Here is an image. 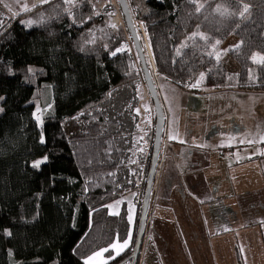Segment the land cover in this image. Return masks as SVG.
<instances>
[{"label": "trees", "instance_id": "trees-1", "mask_svg": "<svg viewBox=\"0 0 264 264\" xmlns=\"http://www.w3.org/2000/svg\"><path fill=\"white\" fill-rule=\"evenodd\" d=\"M34 1L23 13L16 0L0 2V264H83L131 235L119 256L105 253L107 264H122L135 249L156 133L139 57L116 0L99 8L76 0L71 14L64 0ZM142 1L127 3L157 88L264 93V0H197L199 12L188 0ZM226 55L236 69L220 61ZM132 193L131 231L125 209L113 215L108 206Z\"/></svg>", "mask_w": 264, "mask_h": 264}, {"label": "crops", "instance_id": "crops-1", "mask_svg": "<svg viewBox=\"0 0 264 264\" xmlns=\"http://www.w3.org/2000/svg\"><path fill=\"white\" fill-rule=\"evenodd\" d=\"M165 88L164 136L147 225V235H160L163 247L155 239L150 263L162 260L165 248L174 258L186 251L190 264L259 262L264 93Z\"/></svg>", "mask_w": 264, "mask_h": 264}, {"label": "rangeland", "instance_id": "rangeland-1", "mask_svg": "<svg viewBox=\"0 0 264 264\" xmlns=\"http://www.w3.org/2000/svg\"><path fill=\"white\" fill-rule=\"evenodd\" d=\"M16 1L18 3L17 5H18V8L20 10L19 11L20 13L26 12L24 10V6L25 5H27L28 8L32 9L34 7L33 5L36 4V2L34 0H16ZM135 1H137L138 4H141L143 2L142 0H135ZM92 3L97 8H99L100 6L103 7V5L110 4L109 3V0H94ZM62 4L63 5H62L61 8H62L63 12H68V13L69 12H72V10L78 5V3L76 2V0H73V3H71V4H68V3H65V2H63ZM51 15H52V13L51 12H48L47 13V16H43V18L42 17H40V18L37 17V19L36 18L35 19H36V21H40V20H44L47 17L50 18ZM31 21H33V20H31ZM112 24H113V22L110 19L108 21V25H109L110 29L111 30L114 29L117 32H120L119 31L120 29L119 28H116L117 26L112 27L111 26ZM135 25L137 27H139V23L136 22ZM112 32H113V30H112ZM138 34H139V30H138ZM140 38H141V36H140ZM91 42L92 43H96V39H94V41L91 40ZM128 49H130V46L128 44H126L123 47V50H128ZM144 51H145V54H146V56L148 58V53H147V50L145 49V47H144ZM218 58L220 59L221 57L218 56ZM220 61H222L224 64H226V66L228 68H232V67H234V69L237 68L236 65L233 63V61L231 60V58L228 55H226L224 58L220 59ZM148 62H149V60H148ZM202 74H203V79L202 80L200 79V77H201V75H200V77L198 79V82H197V84L199 86H202L204 84V82H205L206 75H205V73H202ZM157 82L159 83V81H157ZM165 87H167V84H165L164 82L159 83V87L158 88H160V92L161 91H165V92H163V94H164V100H165V98L168 95L167 94V90H166ZM170 97H171V95L169 94V98ZM188 97H191V96H188ZM162 104H164L163 101H162ZM42 116H43V109L40 107V105L37 104L36 107H35V110H34V118H35L38 126H41ZM37 117H39V119H37ZM138 201H139L138 195L132 193V194H128V195L124 196L123 198L117 200L116 202H114L112 204V207H109L110 213L113 214V215L119 214L120 211L122 210V208L125 209V212L127 214L128 221H129V217H131V223H130V229H131V231L133 230V226H134V223H135V218H136L137 208H138ZM147 230H148V228L146 227V233H147ZM127 240H128V245L126 247H128L130 245L131 235L129 236V238ZM243 241L244 240H242V242ZM152 244L155 245V241L152 238V236L150 234H148L147 237H146V239H145V244L143 245V251H141L140 256H139V258H140V264H151L150 263V260H151V257L154 254V252L151 250V247H150ZM160 244H161V248H162L163 247L162 242H160ZM253 244H254V242L251 243V245H253ZM126 247H124L123 249H121L119 247V245H117V247L115 249H113L112 247L110 249L109 248L108 249L109 250H112L115 256H119L125 250ZM106 252L107 251H103V250L99 251L98 253H101V254L94 256L91 264H107L108 261L106 260V256H105V253ZM117 252H119L118 255H117ZM168 254H169V251L165 248L163 250V258H162V260L161 259H158L156 261V263L157 264H185L183 261H181V262L177 261V258L170 259L168 257L169 256ZM260 256H261L260 257L261 260H259V262L258 261L257 262H258V264H264L263 251L260 252ZM256 259H258V258H256ZM256 259L254 260V263L256 262ZM249 260H252V259H249ZM249 260H246V261H249ZM152 264H155V263H152ZM186 264H189V263H186ZM213 264H215V262ZM240 264H242V263H240Z\"/></svg>", "mask_w": 264, "mask_h": 264}, {"label": "water", "instance_id": "water-1", "mask_svg": "<svg viewBox=\"0 0 264 264\" xmlns=\"http://www.w3.org/2000/svg\"><path fill=\"white\" fill-rule=\"evenodd\" d=\"M116 7L118 9L119 15L123 16L124 22L127 26V29L129 30L132 42L134 44L135 50L137 52V55L139 57V60H140V63L143 69L146 86L150 93L151 100L154 105L155 114H156V133H155L154 149H153V155H152L149 175L147 179L146 192H145V196L143 200V206H142L140 223L138 227L135 249H134L133 254L125 262L122 263V264H127L130 262L131 264H137V261L141 253L142 242H143V238L145 234L146 221H147V217H148V213L150 209L151 196H152V191L154 187V182H155V177H156V172H157V167H158V162H159L162 140L164 136L165 113H164V108H163V104H162V101L159 95L158 88L156 86V83L154 81V78L151 72L152 58L150 55V50L148 46H146L148 58H149L148 59L145 54L142 41L139 37L138 30L132 19L127 0H116Z\"/></svg>", "mask_w": 264, "mask_h": 264}, {"label": "snow or ice", "instance_id": "snow-or-ice-1", "mask_svg": "<svg viewBox=\"0 0 264 264\" xmlns=\"http://www.w3.org/2000/svg\"><path fill=\"white\" fill-rule=\"evenodd\" d=\"M0 2H2V0H0ZM47 2H48V0H37V3H38V4H43V3H47ZM64 2H65V3H68V4H71V3H73V0H64ZM188 2H190V3H194V4H197V7H196V9H195L196 12H199V11L201 10V8H203V5H202V4H198V3H197V0H188ZM6 6H7V5H6ZM33 6H35V5H33ZM24 10H25V11H31V9L28 8L27 5L24 6ZM217 10L219 11V9H217ZM248 12H249V6H248L247 4H244L242 10H241L240 13H239V15H240L241 17H244L245 13H248ZM14 14H15V13H14ZM69 14H71V13L69 12ZM27 24H28L29 26H31L32 21H31V20L27 21ZM111 26H112V27H115V24H112ZM200 37H201V39H207V37L203 36V34H200ZM189 39H192V36H190ZM216 43L219 44V41H216ZM184 46H185V45H181V47H184ZM236 47H239V45H237ZM116 51H119V49H117ZM116 51H113V52H112V55H116ZM177 54L179 55V49L177 50ZM209 55H211V53H209ZM251 59H252L254 62H256V61H257V55L254 54V55L251 57ZM259 61H260V62H264V56H260V57H259ZM200 79H201V80L203 79V74H201ZM193 86H194V85H193ZM0 99H3V97H0ZM0 111H3V109L0 108ZM137 113L139 114V110H137ZM37 119H39V117H37ZM41 142H43V141H41ZM45 159H46V158H45ZM41 162H42V161H37V162L33 165V167H37V168H39ZM108 207H112V205H109ZM129 223H131V217H129ZM8 235H11V233L9 232ZM117 245H119V247H120L121 249H123L124 247H126V246L128 245V240L125 239V240H123L122 242H120V241H116V242H114V243L112 244L111 247H112L113 249H115V248L117 247ZM103 251H109V249H108V248H105V249H103ZM100 254H101V253H95V254H93V256H90V257L85 258L83 264H91V262H92L94 256H96V255H100ZM118 254H119V252H117V255H118Z\"/></svg>", "mask_w": 264, "mask_h": 264}]
</instances>
